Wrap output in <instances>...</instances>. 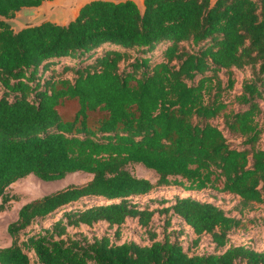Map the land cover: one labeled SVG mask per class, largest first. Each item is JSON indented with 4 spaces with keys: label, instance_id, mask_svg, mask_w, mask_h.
<instances>
[{
    "label": "trees",
    "instance_id": "obj_1",
    "mask_svg": "<svg viewBox=\"0 0 264 264\" xmlns=\"http://www.w3.org/2000/svg\"><path fill=\"white\" fill-rule=\"evenodd\" d=\"M43 1L0 0V211L17 198L8 186L30 174L92 178L23 204L0 264H264V249L230 242L241 217L192 196L163 211L198 239L210 235L221 252L191 255L180 233L118 242L128 218L149 227L155 211L131 197L158 186L233 194L240 213L264 203V0H145L144 14L130 0L93 1L68 25L19 31L2 19ZM235 68L251 77L235 95L238 107H228ZM67 101L78 106L70 116L60 110ZM129 163L154 170L157 181ZM91 196L107 203L66 211L20 240L36 218ZM100 221L117 227L115 240L68 231Z\"/></svg>",
    "mask_w": 264,
    "mask_h": 264
},
{
    "label": "rangeland",
    "instance_id": "obj_2",
    "mask_svg": "<svg viewBox=\"0 0 264 264\" xmlns=\"http://www.w3.org/2000/svg\"><path fill=\"white\" fill-rule=\"evenodd\" d=\"M33 14V10H28L18 12L17 16L20 21L26 22L32 18ZM13 27L14 29L18 28L15 23H13ZM156 53L159 54V51ZM221 75L227 80V74L221 73ZM232 77L234 86L227 91L225 98L228 102V107H238L235 95L240 93L243 81L251 77V70L249 68H235ZM261 105L263 111L258 118L264 127V101L261 102ZM77 107L76 102L67 101L61 106L60 110L63 114L70 116L76 111ZM234 141L239 143L241 139H234ZM260 144L264 146V132ZM126 168L136 176L148 178L154 183L158 179V174L154 170L145 167L141 163H129ZM91 178V174L81 171L69 173L64 178L54 181H44L30 174L10 184L6 192L9 196L17 198L10 200L6 209L0 211V248L11 245L12 238L8 233V225L17 219L18 211L23 204L70 185H83ZM178 196H192L200 201L214 202L225 209L228 214L241 217L242 225L230 233V242L235 245H248L256 250L264 249V203H253L240 213L241 203L238 196L229 193H219L211 189L184 191L179 186H158L148 194L131 197V200L141 208L149 207L155 212L148 228L139 225L136 219L128 218L120 228L118 242L136 241L140 244H150L152 242L150 238L152 232L157 234V239H163L166 235H170L174 239L180 233L178 240L191 255L221 252L223 248H216L210 235L204 234L198 239L192 229L178 216L163 211V208L172 205ZM103 203H107V201L102 197H83L79 201L66 205L45 217H38L31 225L20 232V240L51 227L66 211L84 209ZM116 230L117 227H110L104 221L97 222L92 226L82 224L78 227H68L70 234L85 235L89 239L108 235L115 240Z\"/></svg>",
    "mask_w": 264,
    "mask_h": 264
},
{
    "label": "water",
    "instance_id": "obj_3",
    "mask_svg": "<svg viewBox=\"0 0 264 264\" xmlns=\"http://www.w3.org/2000/svg\"><path fill=\"white\" fill-rule=\"evenodd\" d=\"M93 1H109L119 4L129 0H45L36 6H24L19 11H17L14 16L2 19L6 21L13 29V23H15L18 26L17 29H14L15 31L29 27L41 26L48 22L57 25H68L78 17L81 9L84 6ZM130 1H133L137 5L141 14H144L146 9L145 0ZM217 1L218 0H211V5H215ZM28 10H33L34 14L32 18L26 22L20 21L19 17L17 16L18 12Z\"/></svg>",
    "mask_w": 264,
    "mask_h": 264
}]
</instances>
